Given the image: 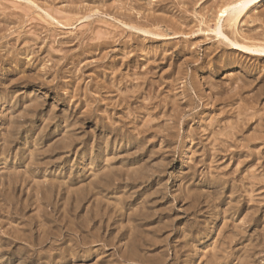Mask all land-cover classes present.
Returning a JSON list of instances; mask_svg holds the SVG:
<instances>
[{
    "label": "rangeland",
    "instance_id": "rangeland-1",
    "mask_svg": "<svg viewBox=\"0 0 264 264\" xmlns=\"http://www.w3.org/2000/svg\"><path fill=\"white\" fill-rule=\"evenodd\" d=\"M241 1L0 0V264H264Z\"/></svg>",
    "mask_w": 264,
    "mask_h": 264
},
{
    "label": "bare ground",
    "instance_id": "bare-ground-1",
    "mask_svg": "<svg viewBox=\"0 0 264 264\" xmlns=\"http://www.w3.org/2000/svg\"><path fill=\"white\" fill-rule=\"evenodd\" d=\"M29 2V1H28ZM264 2V0H242L240 3L236 4L233 8H231L230 13L232 12L233 15L230 20H236L242 15H244L246 12H248L252 7L256 5H261ZM2 30V29H1ZM236 48L242 49L243 51L247 50L248 52H251L252 54L257 55H264V48L261 49H252L241 45H236Z\"/></svg>",
    "mask_w": 264,
    "mask_h": 264
}]
</instances>
